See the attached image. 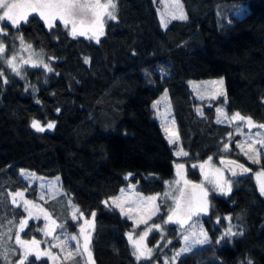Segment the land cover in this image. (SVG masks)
Here are the masks:
<instances>
[{
  "label": "trees",
  "instance_id": "1",
  "mask_svg": "<svg viewBox=\"0 0 264 264\" xmlns=\"http://www.w3.org/2000/svg\"><path fill=\"white\" fill-rule=\"evenodd\" d=\"M237 2L245 4L244 15L229 14L230 21L217 18L216 12L223 13ZM180 3L188 19L170 20L161 27L156 1L118 0L117 19L105 21L99 43L73 38L59 22L49 29L32 16L19 30L5 27L6 43L22 36L24 42L43 50L53 71L26 69L25 79L4 71L0 180L5 178L7 184L0 192L7 197L6 189L27 187L17 178L19 168L57 175L84 218L96 213L90 245L94 264L151 263L132 255L127 238L132 222L102 202L129 183L143 194L159 192L172 176L174 157L151 116L150 103L160 92L167 90L179 142L188 153L178 162L190 181L200 178L198 170L190 167L192 162L209 157L218 162L223 157L230 127L214 121L212 106L204 107L202 116L196 114L186 79L222 76L226 109L264 124V0ZM34 119L52 121L55 127L37 132L31 127ZM209 202L203 223L210 242L161 264H264V195L252 174L232 176L231 192L212 193ZM12 210L14 216L22 214L20 209ZM226 222L232 231L243 234L219 239ZM36 225L29 221L22 235L37 238ZM74 225L69 222L66 227L72 230ZM166 231L171 246H177L176 227L168 225ZM157 236L151 232L148 243ZM30 260L49 264L46 258ZM63 264L81 261L75 256Z\"/></svg>",
  "mask_w": 264,
  "mask_h": 264
},
{
  "label": "rangeland",
  "instance_id": "2",
  "mask_svg": "<svg viewBox=\"0 0 264 264\" xmlns=\"http://www.w3.org/2000/svg\"><path fill=\"white\" fill-rule=\"evenodd\" d=\"M156 1V12L159 19V23L161 27H165L164 20H162V14L165 13V3L171 4L172 0H154ZM89 2H92V0H89ZM107 0H101V3H106ZM241 6L245 7V4L243 2H237L236 4H231L230 6L225 7V11L223 13L216 12V16L219 19H225L227 21H230V18L228 17L229 14H233L236 17H240L242 15H237L236 10L240 8ZM230 9V10H229ZM229 10V11H228ZM103 11V9H101ZM164 19H168L167 15H164ZM108 20L107 18L104 19L103 23ZM170 20H168L169 22ZM61 23L60 21H57ZM167 22V23H168ZM0 26H3L0 24ZM47 27V26H46ZM85 29H87V22H85ZM69 31V29H67ZM89 35L91 33L89 32ZM7 35L0 36V40L3 41V43L6 45V58L11 59L13 56L16 57V60L13 61L14 64L17 65V67L20 68L21 75L17 76L14 73H12L11 69L6 63H3L0 61V72L4 74V71H6L9 74H12L20 79H25L26 75V69H33L38 67H32V63H39L40 61H43L47 64V58L44 54L43 50L37 49L33 47L31 44V48H26V45H29V43L24 42L21 43V40L18 38H9L6 39L8 42L6 43L4 41V37ZM85 37V36H82ZM87 38V37H85ZM89 39V38H88ZM92 41H96L95 39H90ZM24 61H29L28 64H25ZM47 71V69L40 67ZM23 77V78H21ZM224 79L222 76H214V77H206V78H199V79H193L189 78L186 79V84L191 92L193 100L195 103V112L198 116L203 115V108L204 107H213L214 108V121L217 122L218 118L221 119L222 122H217L221 124H226L230 127V130L224 137L223 142V157L218 159V162L215 160H211L209 163L205 164L206 161H208V158L204 159L200 162H192L190 164V167H192L193 164L197 165L196 168L199 172V180L198 181H192L194 184H203L204 188L208 189L209 196L214 193L217 195H225L220 192L213 191L212 186L208 183V181L205 179V174H209V177L211 178V174L215 169H220L223 173V176L225 179H229L232 181L231 174L226 170V168L220 163L222 160H228V159H234L236 161L241 162L245 167L248 166V164L255 166L253 169V172L251 173L255 183L259 190V185L255 178V172L258 171L262 166H264V151H261V164H253L250 160H248L247 156L244 155V152L241 150V147L238 145L244 144L246 140L251 142L252 140L256 139L255 133L260 132L261 134H264V129L259 128H248L246 127L245 122L236 120V121H230L225 120L223 117H220V113L217 112V109H222L225 113H227L228 117L230 118L231 115L236 113L237 111H228L225 107V95L224 96H216L215 93L220 91L219 85H212L211 81H219ZM3 76H0V82H2ZM223 91L225 92V87L223 83ZM222 99V100H220ZM159 101V104H156V102ZM155 105V107H154ZM150 109H151V116L158 124L162 135L166 141V143L169 145L170 150L172 152V155L174 159L172 160V167H173V173L172 176L169 179H166L163 184V188L159 192L151 193V194H143L138 192L135 187L133 189V186L135 184L129 183L125 186H122L117 194L110 196L108 198H105L103 201L108 200L109 206L115 208L121 216L125 217L121 214L119 208H116L115 205L111 204L112 198L120 197V200L118 203L122 204V206L127 210L129 208L132 209L130 212L131 219L127 218L132 222V231L134 233L133 239H138L139 234L142 233L147 227L153 225V224H160L161 230L153 229L152 232H156L158 236L153 241V243H148V236L145 238V243L148 247L153 249V255L150 261V264H161V263H168V262H174L179 256L186 254L183 253L179 256H176V253L179 252L180 249L185 247V241L184 236L185 235H191V233L195 232L199 234L200 230L204 228L203 223V217L207 216L208 212L206 214H200L199 216L193 215L191 220H188L183 226L176 224V223H164V220H167V216L170 214L169 209L173 206L174 201L171 197H166L164 193L172 190V194L178 195V193L175 191L176 188H179L183 184V179H181L180 176H177V164H181L178 162L179 159L184 158L186 156L184 155H177L178 152L182 151L186 152L180 142L179 138L176 144L169 143V139L167 137V134L164 131V125L167 123L169 128H174L176 131L175 123L174 125L171 123V121L174 120L172 109L170 106L169 98L167 90H163L160 92L150 103ZM199 109V111H198ZM242 115V114H241ZM244 116V115H242ZM247 118V116H244ZM33 121V120H32ZM31 121V122H32ZM255 124H263L260 122H257L255 120H252ZM46 122H41L42 126H45ZM52 122V121H51ZM45 130H51L45 128ZM228 145L227 149H225V145ZM256 148H259V144L253 145ZM244 150H248L247 145H245ZM205 164L204 172H201L199 165ZM21 170H23L27 176L22 177L20 175ZM182 171V170H181ZM129 174V173H128ZM127 174V175H128ZM183 176V173H182ZM17 178L22 180L24 183H26L25 189H18L16 191L12 190H5L6 196L4 195V191L0 192V197L2 198V213H0V232L6 233L3 243L0 244V252L7 250L6 255L8 257V261L5 262L3 260H0V264H8V262L15 261L17 257L21 254L20 246L15 243L14 239H8L9 236L14 237L17 232L18 228L15 225V222L28 218V213L23 212L22 208H18L16 205L11 203V195L10 193H15L17 191L24 192V198L28 201H31L32 203L28 206L29 210L32 212V218L28 220L34 221L37 223L35 226V231L38 233V237L34 238L36 240L41 241L39 245V249L41 251V258H46L49 262V264H63L66 263L67 260L73 259L75 256L76 251V241L70 239L71 235H77L79 233L80 226L83 224L84 219H88L91 221L92 218H80L77 220L72 219L73 212L75 211L73 205L78 207V205L72 201L71 195L66 192L63 188H61L60 180L57 175L55 176H44L40 175L32 170L26 169V168H19L17 172ZM58 178V179H57ZM181 180V185H172V188H169V183L171 181L175 180ZM188 180V179H187ZM190 181V180H189ZM7 184V180L3 178L0 180V187L2 185ZM32 189H34V192L32 194ZM121 189L124 190V194L121 193ZM187 191H190V187ZM198 191V190H197ZM138 194V195H137ZM139 197H150V196H158L159 198L155 201L157 205H159V212L156 215L152 216V219L155 217H159V220L152 222L151 220L148 221V224L145 225L143 223H138L142 219H146L149 212L152 210V204H146V205H133V201H137ZM43 197V198H41ZM17 202L22 204L23 202L20 200L19 197L16 198ZM103 203V202H102ZM104 204V203H103ZM210 204V202H209ZM104 206H106L104 204ZM106 206V207H109ZM12 208L20 209L22 214H19L18 216H14L16 213L12 210ZM79 208V207H78ZM10 212H12V215H10ZM47 214V218L45 216ZM6 216H9L10 218H4ZM227 219V216H224ZM12 221L13 223H9ZM53 221H55L56 225H61L62 227H55L53 225ZM69 222H76V225H74V228L71 230L70 228L66 227V224ZM228 222V221H227ZM225 224L224 229L221 233H225L229 227L228 224ZM138 225V226H137ZM168 225H174L177 229V234L179 238V243L177 246L172 247L171 246V239L167 234L166 226ZM47 226V227H46ZM84 227L87 229L88 225H84ZM9 229H12L10 232ZM50 229H54L52 231V235L45 236V232L49 231ZM234 232V231H233ZM23 232H20L19 235L21 236V239L24 240H30L33 238H25L22 235ZM93 233V231H92ZM91 233V236H92ZM207 233V232H206ZM208 235V234H207ZM54 236H59L60 241H67L69 248H66L64 252H61L60 248H57L55 245L57 241L53 239ZM128 238V234H127ZM202 238V237H201ZM81 241L83 240V237H80ZM129 241V239H128ZM191 243V241L189 242ZM131 252H133V247L131 242L129 241ZM201 245H195L193 249L199 247ZM15 250V251H14ZM45 251H50L56 259L49 258L48 256L43 255ZM72 252L73 255L70 256L67 260L64 259L65 256L68 255V253ZM87 256V253L84 254V256H78L80 258L81 264H85V257ZM176 257L175 259H172L173 257ZM136 259V258H135ZM92 260L89 261V264H91Z\"/></svg>",
  "mask_w": 264,
  "mask_h": 264
},
{
  "label": "snow or ice",
  "instance_id": "3",
  "mask_svg": "<svg viewBox=\"0 0 264 264\" xmlns=\"http://www.w3.org/2000/svg\"><path fill=\"white\" fill-rule=\"evenodd\" d=\"M118 0H107L106 3H101V0H0V36L7 35L5 32V27H13L17 30L20 29L22 23H28L29 17L32 16L34 19L42 20L45 25L52 29L56 27V22L60 21L65 29H69L68 34L73 38L77 36H85L89 39H95L97 43H99L100 36L104 35V19L107 18L109 20L115 21L117 19L116 12ZM103 9V11H101ZM247 12V9L243 6L236 10L237 15H244ZM34 14V15H33ZM164 15H167L168 19H164ZM187 14L185 13L180 0H172L171 4L165 3V13L162 14V20H164L165 27L167 26L168 20H187ZM85 22H87V29H85ZM89 32L91 35H89ZM21 40V43H24L23 37H16ZM26 48H31V45H26ZM16 60V57L13 56L11 59L6 58V45L0 40V61L6 63L11 69L12 73L17 76L21 75L20 68L17 67L13 61ZM87 62V60H86ZM25 64H28L29 61H24ZM32 67H43L47 69V71L51 72L53 69L49 67L48 64L40 61L39 63H32ZM163 72V70H161ZM0 76H3V73L0 72ZM23 78V77H21ZM2 83H7V79L5 78ZM212 85H219L220 91L216 92V96H224L226 93L223 91V80L219 81H211L209 82ZM159 104V101L156 102ZM155 107V105H154ZM59 111V109H57ZM199 111V109H198ZM217 112L220 113V117H223L225 120L230 121H242L245 122L246 127L248 128H259L264 129V124H255L250 117H244L239 112L234 113L229 118L227 113H225L222 109H217ZM217 122H222L221 119L218 118ZM174 125V120L171 121ZM31 127L34 128L37 132L45 131L47 129H53L55 127L54 122H47L45 126L41 125L39 120H33L31 122ZM164 131L167 134L169 139V143L176 144L178 141L179 134L174 128H169L168 124L164 125ZM256 139L249 142L246 140L244 144L238 145L241 147V150L244 152V155L247 156L248 160H250L253 164H261V151H264V134L260 132L255 133ZM259 144V148L254 147L253 145ZM245 145H247L248 150H244ZM228 145H225V149H227ZM187 156V152H183L182 149L177 155ZM212 160V157L208 158V161L205 164L209 163ZM222 164H228V171L231 172L233 177L238 175L236 169L240 170L239 174H248L252 173L253 170L249 167H245L243 164H238L236 161H221ZM205 164H200L199 168L201 172H204ZM234 166V167H232ZM193 168H196L197 165L193 164ZM177 176H180L183 179V184L181 185V180H175L168 182L169 188H172V185H181L179 188H176L175 191L178 195H173L172 190L164 193L166 197H171L174 201L173 206L169 209L170 214L167 216V220H164V223L167 224L169 222L176 223L183 226L188 220H191L193 215L199 216L200 214H206L209 211V200L208 189L204 188L203 184H194L191 181L185 179L182 176V171L184 166L182 164H177ZM20 175L22 177H26L27 174L21 170ZM132 174L129 173L128 176ZM255 178L259 185V192L264 195V166H262L258 171L255 172ZM127 178V177H126ZM58 179V178H57ZM205 179L212 186L213 191L220 192L222 194H228L232 190V181L229 179H225L223 173L220 169H215L211 174V178L209 174H205ZM135 186H133L134 189ZM190 187V191H187ZM198 190V191H197ZM121 193L124 194V190L121 189ZM12 199L11 203L16 205L18 208H22L23 212L28 213V218L21 219L15 222L16 227L18 228L17 234L12 237L9 236L8 239H14L15 243L20 246L21 254L17 257L15 261L8 262V264H32L30 257H34L36 261L41 259V251L39 249V245L41 241L36 239L24 240L21 239L19 235L20 232H24L28 227V220L32 218V212L29 210V205L32 203L24 198V192L17 191L15 193H10ZM138 195V194H137ZM17 197L23 202L22 204L17 202ZM43 198V197H41ZM158 196H150V197H139L137 201H133V205H146L152 204V210L149 212L146 219L140 220L138 223H143L145 225L148 224V221L152 219L153 215H156L159 212V205L155 203L158 199ZM120 197L112 198L111 204L115 205L116 208H119L122 215L131 219L130 212L131 208L125 209L122 204L118 203ZM103 203L106 206H109V201L105 200ZM75 211L73 212L72 219L77 220L84 217V212L81 211L78 207L73 205ZM95 212H91V221L88 219H84L83 224L80 226L79 233L77 235H71L70 239L76 241V251L75 255L84 256L85 264H89L91 261V233L94 230V219ZM47 218V214H45ZM231 220V217L228 218ZM9 223H13L10 221ZM55 227H62L61 225H56L55 221L52 222ZM84 225H88L86 229ZM138 226V225H137ZM2 227V226H0ZM47 227V226H46ZM153 229L161 230L160 224H153L147 227L142 233L139 234L138 239H133L134 233H128V239L132 244L133 252L132 255L136 258L137 261L141 260H151L153 255V249L148 247L145 243V238L148 236ZM11 232L12 229H9ZM52 231L54 229H50L45 232V236L52 235ZM242 232H233L232 228L229 227L227 231L221 236L219 239H224L225 237H231L235 235H242ZM7 235L6 233L0 232V244L3 243V239ZM80 237H83L81 241ZM202 237V238H201ZM53 239L57 241L56 247L60 248L61 252H64L66 248H69L67 241H60L59 236H54ZM185 247L180 249L179 252L176 253V256H179L183 253L189 252L195 245H203L209 243V238L207 233L201 229L199 234L193 232L191 235L184 236ZM191 241V243H189ZM219 240L217 241V243ZM15 251V250H14ZM7 250L0 252V260L5 262L8 261V257L6 255ZM43 255L48 256L49 258L56 259L52 255L50 251H45ZM73 253L69 251L68 255L64 257V259H68L72 256ZM174 256L172 259H175ZM94 264V261L91 262ZM251 264V261L248 262Z\"/></svg>",
  "mask_w": 264,
  "mask_h": 264
},
{
  "label": "water",
  "instance_id": "4",
  "mask_svg": "<svg viewBox=\"0 0 264 264\" xmlns=\"http://www.w3.org/2000/svg\"><path fill=\"white\" fill-rule=\"evenodd\" d=\"M223 161H236V160H233V159H228V160H223ZM238 164H242L241 162H239V161H236ZM226 169H227V171H228V168H229V165L228 164H222ZM232 167H234V166H232ZM236 171L238 172V175H240L239 174V172H240V170L237 168L236 169ZM230 174H231V172L230 171H228Z\"/></svg>",
  "mask_w": 264,
  "mask_h": 264
}]
</instances>
